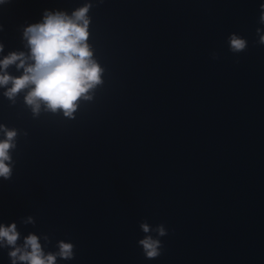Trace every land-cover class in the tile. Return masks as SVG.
<instances>
[{
  "label": "clouds",
  "instance_id": "clouds-1",
  "mask_svg": "<svg viewBox=\"0 0 264 264\" xmlns=\"http://www.w3.org/2000/svg\"><path fill=\"white\" fill-rule=\"evenodd\" d=\"M5 2L7 0H0V4ZM90 8L91 4H85L71 15L64 11L46 10L40 22L24 28L23 39L27 42L28 53L10 52L0 59V87L6 89L4 95L9 100L27 90L24 100L34 114H39L43 105L49 111H62L71 117L81 99L91 98L88 93L102 82L103 69L93 59L88 43ZM258 22L264 25V3L260 5ZM256 34V42L264 45V29L257 28ZM228 46L230 52L239 54L247 49L248 42L232 33L228 37ZM0 52H3V44H0ZM10 66H15L17 71L22 70L21 74H9ZM0 131L4 132V138L0 139V177L9 180L13 163L10 151L16 147L14 139L17 132L4 125H0ZM26 222L34 223V220L28 217ZM140 229L145 235L138 240V245L145 258H158L163 249L160 238L168 235V230L163 224L153 228L147 222H141ZM19 239L20 233L14 222L0 224V246L11 249L8 255L12 264H57L58 258L65 261L74 258L71 242L60 240L57 242L58 251L46 254L36 234L27 235L22 246L17 245Z\"/></svg>",
  "mask_w": 264,
  "mask_h": 264
}]
</instances>
